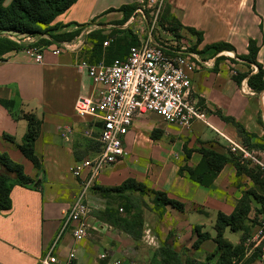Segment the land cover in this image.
<instances>
[{"label": "crops", "instance_id": "obj_1", "mask_svg": "<svg viewBox=\"0 0 264 264\" xmlns=\"http://www.w3.org/2000/svg\"><path fill=\"white\" fill-rule=\"evenodd\" d=\"M11 1L6 0L5 5ZM135 1L78 0L56 17L54 23L59 28L51 33H80V28L93 27V24H99L104 29L111 22L123 20L124 12L120 8ZM166 4L183 27L185 34L180 40L198 57L213 59L212 66L193 74L191 89L192 99L207 112L208 122L232 138L239 137L234 126L220 117V112L235 118L249 133L253 132L261 138L264 128L257 121L260 112L264 116V90L260 93L253 90V94L243 92V84H248L247 77L239 83L232 70L241 59L238 56L248 54L250 38L257 40V59L264 67V0H247L248 18L239 19H235L234 15L240 0H166ZM250 6L255 9L249 10ZM198 17L226 32L210 40L206 29L197 25L199 22L196 24ZM190 27L203 32L201 43H198L195 34L189 32ZM105 30L108 29L103 32ZM42 35L51 38L49 34ZM71 40H49V43L52 42L49 45ZM217 42H226L235 50L214 54L212 50L205 49ZM92 50L87 55L90 58H85L80 51H65L59 55L45 51L42 62L35 61L23 49L0 56V152L22 165L25 174L35 181L27 187L15 185L11 193V209L0 211V264H38L45 250L54 243L56 254L62 258L75 250V264H107L112 260L123 264H150L155 250L165 242L178 251L186 248L189 255L199 261L206 262L213 255L212 259L216 261L215 223L220 212L230 215L234 209L236 172L227 163L209 186L192 180L187 169L181 172L179 153L171 151L172 144L167 140L173 130L171 127L181 130V126L167 123L160 116L168 125L166 128L161 125L164 132L151 142L144 139L154 124L156 113L146 114L134 122L125 137V145L131 153L129 158L100 171L89 187L88 202L95 186L111 188L133 178L183 203L184 210L168 204L162 217L150 212L144 224L143 238L138 240L92 214L86 218L87 234L81 240L75 239L72 225L62 231L69 207L90 175L88 168L83 169L80 176H75L73 169L80 161L93 158L99 150H91L83 156L75 147L77 139L90 138L85 132H93L95 127L91 116H81L74 108L79 97L92 96L96 91L86 70L78 67L82 61H98L91 54ZM244 64L247 67L241 66L237 74L250 69L252 73L257 71L255 65H252L253 69ZM28 113L42 120L35 142V152L42 162L41 169L36 168L17 146L28 131V121L24 118ZM189 128L191 140L197 143L194 149L200 146V149L228 155L220 145L227 148V141L211 126L196 120ZM165 129L170 132L166 133ZM70 130L73 133L69 134ZM6 135L13 137L16 143ZM192 148L187 150L184 167H194L202 159L200 149H193L191 153ZM198 230L210 234V237L196 248L194 242L198 238ZM228 230L234 231L227 228L224 236L232 244H240V238L232 241L226 236ZM171 236L173 240L169 241ZM102 253H107L108 257L102 258Z\"/></svg>", "mask_w": 264, "mask_h": 264}, {"label": "built area", "instance_id": "obj_2", "mask_svg": "<svg viewBox=\"0 0 264 264\" xmlns=\"http://www.w3.org/2000/svg\"><path fill=\"white\" fill-rule=\"evenodd\" d=\"M154 3L155 0H150ZM162 3L156 5L155 12L147 28L136 30L138 43L131 46L125 58H115L110 63L105 60L92 63L82 61L78 64L85 69L95 85L92 96L79 97L75 111L81 116H91L94 120L93 132L88 130L86 136L94 137L100 150L93 158L84 159L73 169L75 176H80L88 168L90 175L83 183L79 194L69 207L62 226V231L73 226L72 233L76 240L87 234L86 218L89 214L88 191L100 171L107 166L123 161L130 156L125 145V137L134 122L149 113H156L167 123L189 128L196 120H201L215 129L226 141L231 154L241 163L260 170L264 176V154L257 148L250 147L240 138H232L214 128L207 118V112L191 97L193 74L213 65V59H202L190 50L182 40L163 30L159 23ZM141 13L140 25L147 22L146 14L137 8L128 18L127 24L137 21L136 14ZM162 29L161 32L157 31ZM80 33L71 41L60 45L37 46L31 35L7 32L5 36L13 41L26 44L24 53L42 62L44 52L59 55L65 51H79L85 46V38L92 27L80 28ZM108 40L104 45H108ZM236 75L237 71L232 70ZM243 92L253 94L249 84L244 83ZM73 133L71 130L69 134ZM147 239H149V232ZM246 255L257 253V262L264 264V216L246 242ZM108 257L107 253L101 254ZM76 254L72 250L64 258L55 252V243L45 250L38 264H75ZM107 264H123L118 260Z\"/></svg>", "mask_w": 264, "mask_h": 264}, {"label": "trees", "instance_id": "obj_3", "mask_svg": "<svg viewBox=\"0 0 264 264\" xmlns=\"http://www.w3.org/2000/svg\"><path fill=\"white\" fill-rule=\"evenodd\" d=\"M5 1L6 0H0V35L7 32L22 35H35L49 34L51 31L59 28L57 24H53L56 17L71 8L78 0H12L8 5H5ZM120 9L124 12V18L121 20V23H125L132 12L137 9V6L133 3L130 5H124ZM166 9L169 11V6H167ZM161 20H163V17L159 21ZM171 20L175 23H180L174 15ZM188 30L195 34L198 43H201L203 32L192 27L188 28ZM78 33L79 32H67L56 35L50 33V35L55 41H64L71 40ZM109 38L110 36L102 35L97 32H93L92 34L93 50L91 54L94 57H97L98 61H100L102 57H105L107 63H110L115 58H125L130 47L138 43L132 44V42H127V38H123L124 40L122 38H117L115 42L109 44L107 48H104V42ZM135 40L137 41V38H135ZM45 43H49V41L47 40ZM25 47L26 44L24 43L13 41L5 36H0V56L5 52L18 51ZM205 49L212 50L214 54L223 50H235L232 45L226 42L213 43L206 46ZM258 51L259 47L257 45V40L250 38L248 40V54L240 55L238 57L249 67L255 65L257 71L252 73V69H250L248 72L234 75L235 80L239 83L247 77L249 86L256 93H260L264 90V67L257 59ZM219 115L223 120L234 126L236 132L245 144L253 147L250 144L251 134L247 132L240 122L235 118L225 116L220 112ZM24 118L28 121V131L23 138V141L17 143V146L36 168L41 169L42 162L35 152V142L41 130L42 120L32 113L25 114ZM6 137L16 143V140L13 137L7 135ZM90 139L97 141L94 137H90ZM97 145L98 146L95 149L100 150L98 141ZM259 148L264 150V144L259 146ZM200 152L202 154V159L197 167L187 168L192 180L204 185H212L215 177L224 166L227 163H233L239 172L242 171L251 174L252 178H254L260 185L259 189L262 193L261 195L249 193L243 198L244 201L242 200L241 202L242 208L243 206H246L247 203L249 205L250 195L256 197L264 207V176L260 170L257 169L253 172L252 168L242 164L233 154L234 157H232L237 161L232 159L229 155L219 154L210 149L202 148ZM76 157L79 159L81 158L79 155H76ZM34 183L35 181L25 174L22 165L11 160L8 154L0 152V211L11 209V193L15 185L27 187ZM96 189L103 198H114L121 203L117 208L108 205L103 211L99 212L96 217L124 231L135 240L143 237L145 222L141 210L143 207L149 209V205H147L144 200L141 204V199L136 195L142 197L150 194L154 195L155 198L152 202L154 206L152 209L158 217L164 215L165 207L168 204H171L179 210H184L183 203L170 199L165 192L153 190L144 183L133 178H129L121 185L115 187L103 188L97 186ZM119 208L125 211L124 215L119 212ZM248 208L249 206H247V209ZM243 214L244 213L241 212V206L230 215L221 212L218 214L215 223L216 236L214 237L217 245L218 258L214 263L190 258L186 255L185 251H178L172 244L165 242L155 250L150 264H242L245 255L243 244L245 237H241L240 244L234 245L224 236V233L227 228L234 231L242 230ZM197 235L198 238L194 242V247L196 248L199 247L202 241L210 237V234L201 232L200 230H198ZM257 257L258 254L251 256L245 264H251L253 261L255 262Z\"/></svg>", "mask_w": 264, "mask_h": 264}, {"label": "rangeland", "instance_id": "obj_4", "mask_svg": "<svg viewBox=\"0 0 264 264\" xmlns=\"http://www.w3.org/2000/svg\"><path fill=\"white\" fill-rule=\"evenodd\" d=\"M158 3L159 4L162 3V7H161L159 18L161 19L163 17V20L159 21L158 24H160V26L162 27L163 30H166V31L170 32V34L175 36L176 38L180 39L181 37H183V35L185 34V33L183 34V32H184L183 31V27H182V25L180 23H175V22H173L171 20L173 15L170 12V10L168 11L166 9L167 8L166 0H155L154 3H151L150 0H136L135 4H136L137 8H141L143 10V12L146 14V18H147V22L146 23H143V24L140 25L142 14L141 13H137L136 14L137 21L134 22L133 24L132 23L131 24H127L126 22L125 23H121L122 21L111 22L108 27L104 28V29H108V30H105V32H103L104 29L99 24H93L92 31L89 34L85 35L86 36L85 45H87V47L82 48L79 51L81 53H84V57L85 58L89 57V56H87L89 54L88 52L91 50V48H93L92 47V45H93V39H92L93 32H97V33H100L102 35L110 36V38L107 39L109 43H108V45H103L104 48H107L109 46V44L115 42V40L117 38H120V39L121 38L122 39L123 38H127L128 39L127 42L128 41L130 43L132 42V44L137 43L139 40H138V36H137L136 30L139 31L140 28H143L145 30L147 28L148 24L151 22V19L153 17L152 13L155 12V10L157 9L156 5ZM240 3L241 4L238 6V8L237 7L235 8L234 18L235 19H239L240 17L241 18H248V14L246 13V10H247V7H248L247 6V0H240ZM248 9L249 10L250 9L253 10L255 8L253 6H250V8H248ZM134 12H135V10L132 12L130 17L134 14ZM197 22H199V23L197 24ZM196 24L200 25V26H202V27H204L206 29V34L209 36L210 40H212V39L214 40V37L220 35L221 33H225L226 32V31H223L220 27L216 26L215 24L205 22L200 17H198V19L196 21ZM162 29H158L157 31L161 32ZM50 33L48 35L49 37H51ZM30 35L32 36L33 40H35V42L33 44H36L37 46H43V45H46V44L49 45V44H51L52 42L55 41V40H52V37L50 39H48L47 37H44L42 34H35V35L30 34ZM135 38H137V41L135 40ZM47 40L48 41L51 40L52 42L51 43H45ZM80 56H81V54H80ZM104 58L105 57H102L101 60H104ZM241 66L247 67L244 64V61L240 59L238 61V64L235 67L236 69L235 68H233V69L236 70V71H240L239 68ZM244 67H242V68H244ZM252 68L254 69L255 67L252 66ZM232 74L235 75L233 72H232ZM259 114H260L259 115L260 118L258 117V121L257 120L256 121H257V123L262 125L261 127L264 128V116L262 115L261 112ZM155 118L156 119L154 120V124L152 125V127H150L146 138H144L146 141H150L151 142L156 137H159V135H160L159 133H161V132L163 133L164 132L163 128L164 127L166 128L168 126L167 124H165L163 122V119L160 116H158V114L155 115ZM161 125L164 126V127H161ZM171 128L173 129L171 132L168 129H165V132L166 133H169V132L171 133V136H169V137L167 136V140H169L170 144H172L171 151L175 152L177 150L178 153H179L178 154L177 151H176V153L180 156L178 162L180 163L181 172H182V171H185L188 168V166L184 167L183 161H184V159H187L186 156L188 154L189 149H191L193 147L192 150H191V153H192L194 150H199L201 147L199 146V147H196L194 149V146H197V145H195L197 143H194V141L191 140L192 139V137H191L192 136V132H191V130H189L190 128L181 127L183 130L182 129L180 130V129L176 128V127H174V128L171 127ZM184 129H188V130H184ZM254 134L255 133L252 132L251 138H250V144L253 147L257 148V149H260L259 146L264 144V135H262L261 138H260L258 135L255 134L257 136L256 137ZM237 135H238V133H237ZM220 145L222 147L223 152H225L232 159H234L233 158L234 156L230 153L228 148H226L223 144H220ZM97 146H98L97 145V141H95L93 139H90V138H87V137H83V138L77 139V141L75 143V147H76V150H77L78 154L83 155V156L88 155L90 153V151L94 150L95 148H97ZM161 147L162 146H160V148ZM177 154H174V155L176 156ZM234 160H236V159H234ZM230 164H231V168H233L235 170L236 175L238 177V178H236L235 183H234L235 199H233V201H232V203L234 205V209H233L232 213L235 212L236 209H238L241 206V212L244 213L243 214L244 216H243V220H242V226H243L242 228L243 229L239 230V231L228 230L226 232V236L229 239H231L232 241H236L239 238L241 239V237H243V236L245 237L244 243H243L244 244V248H245V250H244L245 251L244 252L245 255H244L243 262H242V264L243 263L245 264L247 262V260L250 259L251 256L257 254V253H251V255H246V245L245 244L247 242V238L253 232H255L257 225L260 223V220L263 218V216H264V207H263L262 203H260L256 199V197H254L253 195L249 196V198H250L249 205L247 203L246 206H243V208H242V203L241 202H242V200L244 201L243 198L245 196H247L249 193H254V194L256 193L258 195H261L262 193H261V191L259 189L260 185L257 183V181L254 178H252L250 173L242 172V171L239 172L237 170V168L233 165V163H230ZM197 165H195L194 167H189V168H196ZM245 165H247V167H249V168H252L253 172H254V170H257L255 167H253L251 165H248V164H245ZM226 171H228V169ZM96 187L97 186H95L93 188V190H92V194H93L92 198H89V202H88V205L90 206L89 215H91V214L93 216L98 215V213L103 211L108 205H111L114 208H117V207L120 206L119 204H121V203L119 201L115 200L114 198H102L101 194L96 189ZM136 196L141 199V201H140L141 204H142V202L144 200L147 203V205H149V207H148L149 209H147L146 207H143L142 210H141L143 218H144V222L146 223V221H147L146 219L148 218V214H150V212H154L153 209H152V207L154 206V204L152 203L153 202L152 198H155V197H154V195H149L150 197L149 196L148 197H146V196L142 197L140 195H136ZM100 197H101V199H100ZM245 201H246V199H245ZM247 206H249L248 209H247ZM119 212L121 214H123V215L125 214V211L121 210L120 208H119ZM144 231H145V225H144ZM143 235H144V232H143ZM172 237L173 236H171L168 240L169 241L173 240ZM212 247H213V245H212ZM213 250H214L213 252H215V248L214 247H213ZM183 251H185V253H186V255L188 257L192 258L189 255V253L187 252L186 248ZM207 255L209 256L210 253H208ZM214 256L215 255L209 256L208 261L210 263H214L215 262V259H212ZM201 261H203V260H201ZM251 264H255V262L253 261Z\"/></svg>", "mask_w": 264, "mask_h": 264}]
</instances>
